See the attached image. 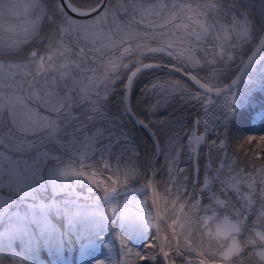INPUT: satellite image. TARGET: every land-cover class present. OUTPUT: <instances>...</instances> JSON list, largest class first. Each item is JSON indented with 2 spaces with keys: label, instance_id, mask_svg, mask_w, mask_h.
<instances>
[{
  "label": "snow or ice",
  "instance_id": "6c2138e0",
  "mask_svg": "<svg viewBox=\"0 0 264 264\" xmlns=\"http://www.w3.org/2000/svg\"><path fill=\"white\" fill-rule=\"evenodd\" d=\"M257 84L264 4L0 0V264H264Z\"/></svg>",
  "mask_w": 264,
  "mask_h": 264
},
{
  "label": "trees",
  "instance_id": "16d2710c",
  "mask_svg": "<svg viewBox=\"0 0 264 264\" xmlns=\"http://www.w3.org/2000/svg\"><path fill=\"white\" fill-rule=\"evenodd\" d=\"M138 89L139 85L136 86L134 89V105L137 103V96H138ZM255 102L256 104L254 107L257 108V112L253 113V118L248 120L245 116H242L238 124L236 125V128L232 129V136L235 138H240L245 135L249 134H264V117H261L259 115L260 112V105H264V91H261L259 87L256 88V95H255ZM161 115H165L164 113H160ZM136 130V129H135ZM144 139L142 136H140V140L145 145V141L150 142L151 141L147 138V136L143 133ZM201 165V161H200ZM202 166V165H201ZM203 171V167L201 168V172ZM135 248H139V242L135 244ZM41 259H47L46 253H41ZM134 259V257L132 258ZM5 264H8L6 261ZM17 264H19V261H17Z\"/></svg>",
  "mask_w": 264,
  "mask_h": 264
},
{
  "label": "rangeland",
  "instance_id": "374dc122",
  "mask_svg": "<svg viewBox=\"0 0 264 264\" xmlns=\"http://www.w3.org/2000/svg\"><path fill=\"white\" fill-rule=\"evenodd\" d=\"M243 2L245 4H251L257 11H259L261 4H264V0H243ZM159 115H161V114L159 113ZM129 131H130V134L133 135V133H131L132 131L130 130V128H129ZM158 131H159V128H158ZM140 136L141 135L134 129V137L136 138V143L139 144V146H140L141 152L144 153L145 150H148V149L151 150L150 142H147L148 140L145 141V145H146V147H145L143 145V143L141 142V140H140ZM201 151L202 152L206 151V149L202 148ZM200 161H201V165H202L201 168H202L203 164L205 163V161H204L203 158ZM181 166L183 167L184 165L182 164ZM56 196H57V199H62L63 198L62 194H56ZM136 198L137 199H143V196L142 195L141 196H137ZM51 199H52V192H51V188H49L48 193L46 194L45 202L49 203V202H51ZM81 202H83V201H81ZM66 223L67 222L65 221L64 224L66 225ZM136 243H138V242H136ZM77 255H78V253L75 252V251H67L65 253L66 258L69 261V264H77V260H76V256ZM112 255L114 257H118L119 256V245H118V243L116 244V248L113 251ZM97 258H100V257H97Z\"/></svg>",
  "mask_w": 264,
  "mask_h": 264
},
{
  "label": "flooded vegetation",
  "instance_id": "af4514ba",
  "mask_svg": "<svg viewBox=\"0 0 264 264\" xmlns=\"http://www.w3.org/2000/svg\"><path fill=\"white\" fill-rule=\"evenodd\" d=\"M132 102H133V105H134V93H133V97H132ZM129 128H130V130L132 131L131 133H133V135L132 136H134V129L131 127V125H129ZM141 133V135L143 134V132H140ZM148 151H150V149H148ZM185 166V165H184Z\"/></svg>",
  "mask_w": 264,
  "mask_h": 264
},
{
  "label": "water",
  "instance_id": "95a60500",
  "mask_svg": "<svg viewBox=\"0 0 264 264\" xmlns=\"http://www.w3.org/2000/svg\"><path fill=\"white\" fill-rule=\"evenodd\" d=\"M138 131H139V130H138ZM139 132H140V131H139ZM160 160H161L160 163H163V162H164L163 157H160Z\"/></svg>",
  "mask_w": 264,
  "mask_h": 264
},
{
  "label": "built area",
  "instance_id": "2783aa9c",
  "mask_svg": "<svg viewBox=\"0 0 264 264\" xmlns=\"http://www.w3.org/2000/svg\"><path fill=\"white\" fill-rule=\"evenodd\" d=\"M256 86H258V84H257ZM256 86H255V87H256Z\"/></svg>",
  "mask_w": 264,
  "mask_h": 264
}]
</instances>
